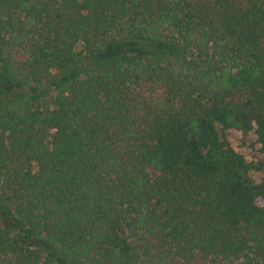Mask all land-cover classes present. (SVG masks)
<instances>
[{
    "label": "trees",
    "instance_id": "obj_1",
    "mask_svg": "<svg viewBox=\"0 0 264 264\" xmlns=\"http://www.w3.org/2000/svg\"><path fill=\"white\" fill-rule=\"evenodd\" d=\"M262 169L264 0H0V264H264Z\"/></svg>",
    "mask_w": 264,
    "mask_h": 264
},
{
    "label": "rangeland",
    "instance_id": "obj_2",
    "mask_svg": "<svg viewBox=\"0 0 264 264\" xmlns=\"http://www.w3.org/2000/svg\"><path fill=\"white\" fill-rule=\"evenodd\" d=\"M225 134L232 147L241 153L247 161H257L260 158V146L256 142L254 131L243 133L231 129L227 130ZM251 177L257 182L264 180V169L251 171Z\"/></svg>",
    "mask_w": 264,
    "mask_h": 264
}]
</instances>
